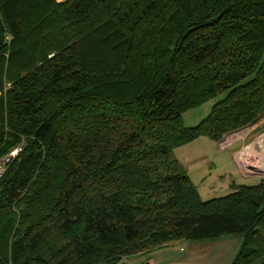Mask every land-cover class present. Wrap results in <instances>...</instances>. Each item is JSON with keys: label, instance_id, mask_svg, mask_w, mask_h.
I'll list each match as a JSON object with an SVG mask.
<instances>
[{"label": "trees", "instance_id": "obj_1", "mask_svg": "<svg viewBox=\"0 0 264 264\" xmlns=\"http://www.w3.org/2000/svg\"><path fill=\"white\" fill-rule=\"evenodd\" d=\"M214 99L198 125L181 116ZM264 116V0H0V264H131L238 235L264 178L203 201L173 155Z\"/></svg>", "mask_w": 264, "mask_h": 264}, {"label": "rangeland", "instance_id": "obj_2", "mask_svg": "<svg viewBox=\"0 0 264 264\" xmlns=\"http://www.w3.org/2000/svg\"><path fill=\"white\" fill-rule=\"evenodd\" d=\"M214 102L212 99L185 111L181 116L183 126L198 125L207 117ZM260 137H264V116L219 141L199 137L176 147L173 155L197 188L200 198L207 201L231 193L232 183L252 186L258 183L259 178H264V174H253L249 169L262 168L255 163L252 155L247 158L248 167L240 161L245 148ZM241 244L242 238L238 235L201 241L179 240L161 250L142 255L150 258V264H231ZM138 257L133 258L131 264H138Z\"/></svg>", "mask_w": 264, "mask_h": 264}, {"label": "bare ground", "instance_id": "obj_3", "mask_svg": "<svg viewBox=\"0 0 264 264\" xmlns=\"http://www.w3.org/2000/svg\"><path fill=\"white\" fill-rule=\"evenodd\" d=\"M249 155H252L255 159V163L259 165V167H262V168H258V167H251V168H255L257 170L262 171V173H264V137L258 138L257 141L247 146L244 152L242 153V155L240 156L241 163H244L246 167H248L247 158H249Z\"/></svg>", "mask_w": 264, "mask_h": 264}, {"label": "built area", "instance_id": "obj_4", "mask_svg": "<svg viewBox=\"0 0 264 264\" xmlns=\"http://www.w3.org/2000/svg\"><path fill=\"white\" fill-rule=\"evenodd\" d=\"M19 148L14 149L13 151H11L8 155L2 157L0 159V177L2 176V174L4 173L6 166L8 164V162L15 157V155L19 152Z\"/></svg>", "mask_w": 264, "mask_h": 264}, {"label": "crops", "instance_id": "obj_5", "mask_svg": "<svg viewBox=\"0 0 264 264\" xmlns=\"http://www.w3.org/2000/svg\"><path fill=\"white\" fill-rule=\"evenodd\" d=\"M58 2H60V1H63V0H57ZM162 248H160V249H157V250H161ZM156 251V250H155ZM152 253V252H151ZM143 257H144V259H143ZM136 261L138 262V264H150V258L149 257H145V255H141L140 257H138L137 259H136Z\"/></svg>", "mask_w": 264, "mask_h": 264}, {"label": "water", "instance_id": "obj_6", "mask_svg": "<svg viewBox=\"0 0 264 264\" xmlns=\"http://www.w3.org/2000/svg\"><path fill=\"white\" fill-rule=\"evenodd\" d=\"M251 171H253V174H259V175H261V174H264V173H262V171H260V170H257V169H255V168H249Z\"/></svg>", "mask_w": 264, "mask_h": 264}]
</instances>
